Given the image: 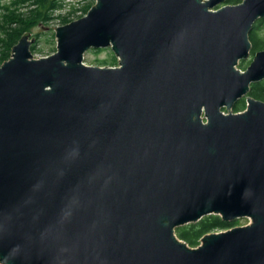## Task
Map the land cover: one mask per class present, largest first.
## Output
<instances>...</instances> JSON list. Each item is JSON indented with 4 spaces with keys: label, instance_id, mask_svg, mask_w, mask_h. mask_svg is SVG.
<instances>
[{
    "label": "water",
    "instance_id": "1",
    "mask_svg": "<svg viewBox=\"0 0 264 264\" xmlns=\"http://www.w3.org/2000/svg\"><path fill=\"white\" fill-rule=\"evenodd\" d=\"M94 2L0 66V264H264V0ZM209 215L250 223L175 235Z\"/></svg>",
    "mask_w": 264,
    "mask_h": 264
},
{
    "label": "trees",
    "instance_id": "2",
    "mask_svg": "<svg viewBox=\"0 0 264 264\" xmlns=\"http://www.w3.org/2000/svg\"><path fill=\"white\" fill-rule=\"evenodd\" d=\"M30 1L29 4H34L35 8L27 12V14L18 13L20 8H26L27 2ZM63 0H10V3L0 5V10H4L5 12L0 14V19L2 18V22H0V43L3 47V53L1 54V60L3 62L7 61L10 58L12 48L17 44L20 40L19 38L23 37L25 33H31L30 31L39 28L40 26L43 28L42 30H50L46 25L49 23L51 18L53 17V13L55 10H59L61 8V2ZM240 3V0H226L224 4L235 5ZM28 4V5H29ZM10 23H17L20 28L16 30H12L6 27H3L4 24L10 25ZM264 19L259 20L255 23L252 31L250 32L249 38L252 43V53L263 50L264 51ZM52 33V31H49ZM44 34V33H42ZM35 38V43L31 46V50H36V46L40 42L38 38L40 34L33 35ZM54 36V32L50 37ZM104 50H96L95 52H100ZM109 63L107 61L96 60L98 65H108L116 66L117 60L114 55L111 53ZM109 65V66H110ZM248 96L254 98L255 100H259L264 102V80L257 84L251 86V91L248 92ZM245 101L242 99L236 105H234V112H241L244 110ZM221 218L216 215H209L203 217L199 222L194 224H188L186 226L180 227L175 230V235L177 237L187 243L189 247L195 248L199 245L200 239L213 232L214 230H228L238 225V220L233 222H226L220 220Z\"/></svg>",
    "mask_w": 264,
    "mask_h": 264
},
{
    "label": "rangeland",
    "instance_id": "3",
    "mask_svg": "<svg viewBox=\"0 0 264 264\" xmlns=\"http://www.w3.org/2000/svg\"><path fill=\"white\" fill-rule=\"evenodd\" d=\"M8 3H10V0H0V5H4ZM29 3L31 2L30 1L27 2L26 8L24 7L20 8L18 10V13L27 14L28 11L33 10V8H35V5L33 3L32 4H29ZM94 3H95L94 0H63L61 2V8L59 10L54 11L53 17L51 18L49 23L46 24L48 26V29L50 30H47V29L42 30L43 28L40 26L39 28H36L30 31L31 32L30 34L32 37H34L33 35L35 34H40V36L38 37L40 39V42L36 46V50L31 51L32 57L34 59H40V58H44V57L50 56L53 53H55V50H54L56 47V41L54 37L55 35L53 37H50L51 34L54 32V30L68 23H71V22L73 23V21H76L82 18L83 16H85L86 13L88 12L87 10L90 9L94 5ZM3 12L5 11L0 10V14ZM0 22H2V18L0 19ZM3 27L5 28L7 27L8 29L10 27V29L12 30H16L20 28L17 23H10V25L4 24ZM49 31H52V33ZM262 33H264V31ZM2 49L3 47L1 46V43H0V66L1 64L4 63L1 60V54L3 53ZM100 50H104V51H100V52H95L96 50H89L88 52L86 51V53L84 54V60L82 62H84V64L87 66H93V67H117L118 66V64H116V66H111L110 64L98 65L96 60L107 61L109 63V60L111 59L110 56L112 53L110 48H105V49H100ZM251 58H252V55L250 54L249 58L247 60L241 61L237 68L241 70H245L246 66L249 65ZM232 112L237 113V112H234V109ZM249 223H250V220L247 218L239 219L238 225L235 227L246 226ZM222 231H226V230H221V231L214 230L213 232H210V233H218V232L221 233Z\"/></svg>",
    "mask_w": 264,
    "mask_h": 264
}]
</instances>
